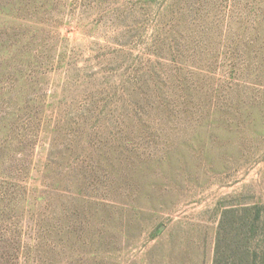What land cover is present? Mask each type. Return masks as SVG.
Masks as SVG:
<instances>
[{
  "label": "rangeland",
  "instance_id": "374dc122",
  "mask_svg": "<svg viewBox=\"0 0 264 264\" xmlns=\"http://www.w3.org/2000/svg\"><path fill=\"white\" fill-rule=\"evenodd\" d=\"M255 208L264 0H0V264H250Z\"/></svg>",
  "mask_w": 264,
  "mask_h": 264
},
{
  "label": "trees",
  "instance_id": "16d2710c",
  "mask_svg": "<svg viewBox=\"0 0 264 264\" xmlns=\"http://www.w3.org/2000/svg\"><path fill=\"white\" fill-rule=\"evenodd\" d=\"M255 211H256V216H255V220H256V222H260V220H261V218H262V213H263V211H264V208H262V209H260V208H255L254 209ZM228 214V213H227ZM225 215V214H224ZM244 219V218H243ZM250 228V230H251V234H254L255 233V230L257 229V226H255V225H252V226H250L249 227ZM239 230V229H238ZM237 231V230H236ZM230 235H231V233H230ZM237 237H239L238 235L236 236V237H234L235 239L237 238ZM234 238H232V242H234L233 241V239ZM217 240V239H216ZM261 241H263V240H261ZM216 244H218L217 243V241H216ZM263 244H264V241H263ZM219 245V244H218ZM243 246V245H242ZM216 247H217V245H216ZM245 248V247H244ZM217 249V248H216ZM243 255H242V257H241V259H240V263L241 264H248V262H247V260L248 261H250V255H249V249H245V251L242 253ZM254 256V259L253 260H251V262H250V264H264V250L263 251H261V253H257V254H254L253 255ZM220 257H221V254H220V250H214V258H213V264H218V262H221V260H220Z\"/></svg>",
  "mask_w": 264,
  "mask_h": 264
}]
</instances>
